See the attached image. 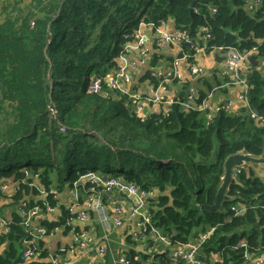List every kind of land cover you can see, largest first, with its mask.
I'll use <instances>...</instances> for the list:
<instances>
[{
	"label": "trees",
	"instance_id": "trees-1",
	"mask_svg": "<svg viewBox=\"0 0 264 264\" xmlns=\"http://www.w3.org/2000/svg\"><path fill=\"white\" fill-rule=\"evenodd\" d=\"M192 2L0 0V199L2 184L13 179L14 202L25 200L49 213L45 204L55 209L88 171L109 175L152 193L147 213L172 246L214 228L201 245L206 257L200 260L211 264L210 255L218 253L217 264H259L254 256L264 246V180L244 167L219 209L203 206L215 202L228 156L264 155V126L250 117L251 110L264 116L261 71L253 67L245 74L248 105L239 113L221 106L211 118L182 104L189 100L188 83L169 112L151 114L130 108L128 96L119 89L113 94L105 80L100 94L90 89L93 76L104 79L117 66L137 31L170 18L192 38L206 26L212 33L209 44L243 52L257 47L256 56L264 59V0L256 12L246 0H196L195 15ZM160 59L156 56L152 65ZM147 77L159 85L152 73ZM204 84L207 89L195 98L199 104L215 86L206 78ZM243 204L247 210L236 214L232 207ZM3 209L6 204L0 219ZM11 212L10 231L0 220V264L23 263V242L34 236L32 225H23L20 208ZM75 217L65 210L60 221L40 224L50 231ZM245 251L253 256L248 261ZM168 256L169 250L159 264H174ZM131 259L143 264L135 253ZM178 264L191 263L180 259Z\"/></svg>",
	"mask_w": 264,
	"mask_h": 264
},
{
	"label": "crops",
	"instance_id": "crops-1",
	"mask_svg": "<svg viewBox=\"0 0 264 264\" xmlns=\"http://www.w3.org/2000/svg\"><path fill=\"white\" fill-rule=\"evenodd\" d=\"M175 27L176 24L172 18L166 20L157 28L152 24L142 27L141 32L146 35V44L150 51L145 60L139 56V48L135 39L127 43L128 53L117 59V66L114 68L117 71L116 76L120 82V92L127 96L134 92H141L146 98L143 102L142 113L146 114L145 111H147L148 114H151L164 108L154 101L156 92L166 97H177L179 96L180 88H177L179 83L194 84L189 100L195 103V98L199 91L207 89L204 84V79L206 78L215 85L212 97L208 100L211 107L210 112L214 115L221 106H224L230 113H239L247 104L240 97L242 87L237 83L234 73L225 66V60H222L225 55L220 51L200 53L195 58V61L201 68V73L193 74L190 71L191 63H189V59L184 57L189 51L188 46H179L178 43H175L168 47H163L161 44L160 37L162 34L173 31ZM217 53H219L218 58L215 56ZM156 56L161 59L157 61L156 65H152ZM256 59L260 61L262 58L256 57ZM176 61L177 64H175ZM258 66L257 68L264 75V64L260 63ZM252 68L253 65L250 61L241 65L243 74H246ZM149 73H152L157 78L159 85L147 77ZM125 74L130 75L131 79L129 81H125L122 78ZM170 75H172L171 78H169ZM216 79L220 82L216 83ZM136 111L140 112V110ZM248 166H250L256 176L264 180V163H259L258 165L251 163ZM84 182L87 183L88 181ZM9 185L7 192L11 194L16 192L17 183L11 182ZM122 185L129 188L127 183H122ZM77 190L83 203L80 202L79 205L72 209L71 193L73 191H69L66 197L62 196V202L58 204L54 212L40 216L34 222V226L36 227L39 224V219L43 218L51 223L60 221L65 210L77 214V217L68 219L65 224L55 227L47 235L39 239L37 241L38 255L24 259L25 261L20 264H47L49 263L50 255H57L59 264H124L120 261V257L126 256L132 261L131 258H133L134 253L138 262L159 264L161 261L160 257L155 259L154 255L164 251L168 252V250L174 264H178L180 258H174L172 254L182 249L183 246L171 245L166 247L161 241L151 242V234H147L143 230L144 214H138L132 210L137 204L136 198L130 197L121 187L116 186L111 192L105 190L103 185L92 186L87 191L80 188ZM90 197L93 198L92 206L91 208H86V201ZM137 198L138 200L141 199L140 196H137ZM146 199L144 198L143 203L145 210H147ZM117 207L120 212L116 210ZM240 207L244 211L247 210L244 204L240 205ZM83 210H88L89 219L86 221L79 217L80 212ZM7 213H11L10 218L7 219L11 220V208ZM105 214L110 215L113 219L120 217L122 224H105L103 221ZM76 234L81 235L84 244L76 242ZM150 242L152 246L149 247ZM102 247L106 249L104 256L100 253ZM171 251L172 253H170ZM40 253H45L46 256L40 258ZM145 255L150 258H144ZM203 256L206 257L204 252L201 253L200 257ZM254 257H256V262L260 258L264 259V251ZM209 261L211 264H217L220 261V255L212 253Z\"/></svg>",
	"mask_w": 264,
	"mask_h": 264
},
{
	"label": "built area",
	"instance_id": "built-area-1",
	"mask_svg": "<svg viewBox=\"0 0 264 264\" xmlns=\"http://www.w3.org/2000/svg\"><path fill=\"white\" fill-rule=\"evenodd\" d=\"M263 0H246V5L248 8L256 12L258 10V7L262 4ZM213 14L217 12V7H214L213 9ZM165 22V21H164ZM134 39L137 41L138 48H139V56L141 59H146L150 53L149 48L146 44V35L140 31H137L134 34ZM210 39H212V33L209 31V27H202L200 33H198L197 38H192L188 29H181L178 27H175L173 31L170 32H164L162 36L160 37V41L163 47H168L172 44L178 43L179 46H185L186 42L189 41L191 43V46L189 47L188 53L184 56L186 59H189L190 65V71L193 74H200L201 73V68L197 65L195 58L200 54V53H210L212 51H220L222 52L225 56V66L231 70L234 75L237 83L242 87V92L240 94V97L243 101L246 102V104H249V99L247 96L248 90L250 89V85L247 82V78L245 74L241 71V65L247 63L248 59L247 56L249 54H256L255 51L258 50L257 47H253L252 50L248 52H243L241 51L238 47L236 46H215L209 44ZM127 48V46H126ZM127 53H128V48H127ZM126 53V54H127ZM124 54V55H126ZM123 55V56H124ZM122 57V56H121ZM262 64H264V59L260 60ZM177 64V61L175 62ZM172 71V70H171ZM116 70L113 69L112 72L107 74L104 79L101 76L94 77L92 83H91V91L93 92H99L102 90V81L105 80L108 83V86L112 90H117L120 88V82L118 80V77L116 76ZM172 73V72H171ZM172 75H170L169 78H171ZM122 78L125 81H129L131 79L130 75L125 74L122 76ZM178 84V83H177ZM183 84L179 83L177 85V88H182ZM213 92V91H212ZM129 107L135 110H143V102L145 101V97L141 92H134L133 94L129 95ZM212 97V93H209L208 97L202 102V103H193L190 102V100L184 101L182 104L184 107L187 109H197L201 111H206L208 113L209 118H211L213 113L210 112L211 107L208 103V100ZM154 101L159 103L163 108V110L167 113L170 110V107L175 103V97H166L164 95H161L156 92ZM210 114V115H209ZM250 117L256 121L259 125L264 126V116L259 114L255 110L250 111ZM62 130H65L66 128L63 126L61 127ZM250 154V153H249ZM252 155V154H251ZM244 166H239L235 168V177H238L239 174L242 172ZM84 179L85 181L87 180L88 182H91L95 185H104L105 189L108 190L109 192L113 190V187L117 186L120 184V179L111 177V176H104L102 174L93 172V171H88L85 173L82 177L81 180ZM9 183H3L1 188L2 190H7L9 188ZM128 187L130 191L137 195L140 196L141 199L137 200V204L135 207L132 208V210L135 213L140 214L139 209L143 206L144 203V198L149 197L152 193L150 192H145L141 190L139 187H137L134 184H128ZM72 203H71V208L79 205L80 203V194L77 189H74L71 195ZM93 202V198H89L86 201V208H91ZM2 205V201H0V207ZM47 206L48 210H53L54 208L49 205V203L45 204ZM245 205V204H244ZM247 207V206H246ZM232 209L236 211V214H242L244 213V209H242L240 206H233ZM42 210L40 205H34L33 207H28L27 203H23V205L20 207V212L21 215L24 216L26 219L23 222L24 226L29 227L32 225V234L34 235L31 238H25L24 240V252L23 256L24 258H31L39 253V248L37 246V239L41 237L45 229L44 228H39L38 232L33 231V219L38 215V212ZM116 210L120 212V209L117 207ZM79 217L83 219L84 221L89 219L88 215V210H83L80 212ZM1 220V225L4 228L6 232L9 231L8 225L10 224V221L7 220L6 218H2ZM103 221L105 224H113V225H121L122 220L120 217H117L113 219L110 215L105 214L103 217ZM143 230L149 231L151 234V242L153 241H161L163 242L166 247H170L172 245L171 240L165 236L160 229H158L152 222L149 214L146 212L143 215V222H142ZM214 228H211L207 232H202L198 235V237L194 238L193 240L186 242V243H181L178 245H182L183 248L180 250L173 252V257L180 258L183 260H187L191 264H205L202 260H196L195 257L199 252V249L201 248V245L209 238V236L213 233ZM75 240L79 244H84V241L81 239L80 234L75 235ZM150 242V246L151 245ZM242 245H246V242H243ZM264 251V246L262 247ZM65 250V249H63ZM106 252L105 247H102L100 249V253L104 256ZM244 255L246 257V260H250L252 255L248 251L244 252ZM50 258V257H49ZM120 261L124 264H131V261L126 257H120ZM50 264H59L58 259H52L50 258L49 260ZM259 264H264V259H259L257 261Z\"/></svg>",
	"mask_w": 264,
	"mask_h": 264
},
{
	"label": "water",
	"instance_id": "water-1",
	"mask_svg": "<svg viewBox=\"0 0 264 264\" xmlns=\"http://www.w3.org/2000/svg\"><path fill=\"white\" fill-rule=\"evenodd\" d=\"M195 2H196V0H193L191 7H190V11H191L192 15L197 14V12L195 11V8H194ZM201 29H200V31H201ZM200 31H199V33H200ZM185 44L188 47L191 46V43L189 41H187ZM215 56H216V58H218L219 53H217ZM256 57H257L256 54H249L247 56L248 61L251 62L253 67H259L258 65H260V63H261L259 60L256 59ZM222 58H223L222 60H225L226 56H223ZM193 88H194V84H188V86L186 87V90H185L186 98H189L192 95ZM111 91L113 94H116L115 90L111 89ZM145 113L148 114L147 111H145ZM251 163H253L255 165H258L259 163H264V155L261 157H257V156L251 155L247 152H241V153H236V154L228 156L227 159L225 160V173H224L223 181H222V184H221V186L217 192L215 202L212 205H204L203 207L206 209H209V210L219 209L221 207L223 200L226 197V192L229 190L230 185L236 181L237 177H235V175H234L235 168H237L239 166H248ZM84 181H85L84 179L80 180L78 182V184L79 185L84 184L85 183ZM117 186L121 187L128 195H130V197L136 198V201L138 200L137 196L135 194H133L129 188L122 185V181H120V184ZM139 211L142 214H145L147 212V210H145V207H141L139 209ZM39 220L43 221L44 218L39 219ZM202 252H203V248H200L198 254L195 257L196 260L200 259V255ZM166 254H167L166 251L161 252V253H156L154 255V258L157 259L159 257L166 256Z\"/></svg>",
	"mask_w": 264,
	"mask_h": 264
},
{
	"label": "rangeland",
	"instance_id": "rangeland-1",
	"mask_svg": "<svg viewBox=\"0 0 264 264\" xmlns=\"http://www.w3.org/2000/svg\"><path fill=\"white\" fill-rule=\"evenodd\" d=\"M95 76H93V78H94ZM11 182H14L13 181V179H7L4 183H11ZM78 182L77 183H75V189H78ZM81 185H85V183L84 184H81ZM3 193H4V197L2 198V199H0V201H2V205H5L4 203H6V204H10L9 205V207L8 208H6L5 210L3 209L2 210V214H4V217L6 218V219H9L10 218V216H11V213H7V211L11 208H13V207H16L17 209H19L22 205H23V203H27V206H28V202L27 201H25V200H19V202H17L16 203V201L14 202V199L12 198L13 197V194L15 193H13V194H11V193H9V192H7V190L6 191H4L3 190ZM26 199H27V197H26ZM21 202H22V204H21ZM1 205V206H2ZM50 205V204H49ZM3 207H5V206H3ZM29 207V206H28ZM31 207H33V206H31ZM41 208H42V210L40 211V212H38V215L33 219V231L34 232H38V229L39 228H44L45 229V232H44V234L41 236V237H39L38 239H37V241L39 240V239H41V238H43L45 235H47L50 231H48V229L46 228V227H44V226H41V224H40V220H39V224H37L36 225V227L34 226V222L40 217V216H42V215H44L45 213H44V209H43V207L41 206ZM46 208H47V206H46ZM48 210V209H47ZM50 213L51 212H54V210H48ZM20 214H21V212H20ZM25 217L23 216V222L25 221ZM22 222V223H23ZM23 225H24V223H23ZM57 227V226H56ZM9 231H10V229H9ZM38 246V245H37ZM66 250V249H65ZM23 252H24V248H23ZM170 253H172V251L170 252ZM22 256H23V254H22ZM50 258H52V259H58V256L57 255H50L49 256ZM23 258H24V256H23ZM24 259H27V258H24ZM59 261V260H58Z\"/></svg>",
	"mask_w": 264,
	"mask_h": 264
},
{
	"label": "bare ground",
	"instance_id": "bare-ground-1",
	"mask_svg": "<svg viewBox=\"0 0 264 264\" xmlns=\"http://www.w3.org/2000/svg\"><path fill=\"white\" fill-rule=\"evenodd\" d=\"M191 63H193V62H191ZM92 92H93V91H92ZM94 93H99V94H100V93H101V91H99V92H94ZM103 186H104V185H103ZM104 189H105V187H104ZM105 190H106V189H105ZM107 191H108V190H107ZM108 192H109V191H108Z\"/></svg>",
	"mask_w": 264,
	"mask_h": 264
}]
</instances>
